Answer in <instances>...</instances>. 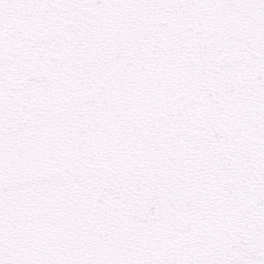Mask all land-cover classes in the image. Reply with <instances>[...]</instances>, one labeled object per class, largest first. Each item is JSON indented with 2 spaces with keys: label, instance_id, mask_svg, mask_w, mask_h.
Returning <instances> with one entry per match:
<instances>
[{
  "label": "snow or ice",
  "instance_id": "1",
  "mask_svg": "<svg viewBox=\"0 0 264 264\" xmlns=\"http://www.w3.org/2000/svg\"><path fill=\"white\" fill-rule=\"evenodd\" d=\"M0 264H264V0H0Z\"/></svg>",
  "mask_w": 264,
  "mask_h": 264
}]
</instances>
